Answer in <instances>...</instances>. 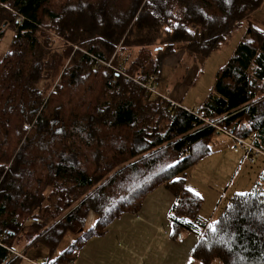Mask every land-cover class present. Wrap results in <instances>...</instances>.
I'll return each mask as SVG.
<instances>
[{
    "label": "trees",
    "instance_id": "obj_1",
    "mask_svg": "<svg viewBox=\"0 0 264 264\" xmlns=\"http://www.w3.org/2000/svg\"><path fill=\"white\" fill-rule=\"evenodd\" d=\"M263 1L0 0V39L12 32L0 51V264L38 244L44 264H72L160 185L174 196L173 235L199 236L192 262L264 264L262 169L203 219L186 181L226 134L144 86L176 46L204 59L245 25L199 106L236 137L256 133L264 152V30L249 20Z\"/></svg>",
    "mask_w": 264,
    "mask_h": 264
},
{
    "label": "crops",
    "instance_id": "obj_2",
    "mask_svg": "<svg viewBox=\"0 0 264 264\" xmlns=\"http://www.w3.org/2000/svg\"><path fill=\"white\" fill-rule=\"evenodd\" d=\"M171 100L176 102L173 99ZM212 139H214V136ZM228 139L232 144L231 146L216 147L209 155L199 161L202 162L203 159H208L209 175L212 178L217 174L218 176L222 175L223 171L220 170V167L224 170L229 166L228 162L232 154L228 150H237L233 148L234 142L231 138ZM224 140L226 139L218 135L214 141L219 144L220 141ZM239 150L242 151L240 163H246L244 151ZM260 156L255 161L261 158L259 164H261L260 168L264 172V157ZM190 178L194 177L190 174L186 181L187 188L204 200L205 198L200 193L188 186ZM194 179L198 180L197 178ZM251 179L252 176H248L247 185L250 181L253 184L254 180ZM173 203V194L163 185L158 186L144 197L141 208L136 213L122 214L107 226V231L103 235L88 238L72 264H189V261L192 262L190 257L199 236L194 233L173 235L172 222L169 219V212ZM203 211L202 207L201 217L210 221L211 216L207 218ZM40 246L46 249L45 256L47 257L48 250L42 244L28 249H39ZM28 249L23 247L19 249L20 253L24 251L23 256H21V264L37 263L35 258H31L27 254ZM191 264H198V262H192Z\"/></svg>",
    "mask_w": 264,
    "mask_h": 264
},
{
    "label": "rangeland",
    "instance_id": "obj_3",
    "mask_svg": "<svg viewBox=\"0 0 264 264\" xmlns=\"http://www.w3.org/2000/svg\"><path fill=\"white\" fill-rule=\"evenodd\" d=\"M249 20L256 28L264 30V1L262 5L252 13ZM244 29L245 25L241 26V28L231 35V39L227 44L221 49L211 52L204 59L200 57L194 59L186 50L182 49L179 45L176 46L177 49H175V52L162 61L160 72L151 75L154 76V88L161 93L163 98L168 100L171 98L183 107L191 108L199 105L214 82L216 70L224 64L233 47L241 38ZM11 36L12 32L7 31L1 37V52H4L8 46ZM109 79L113 80L114 76H109ZM218 135L226 140L220 141L219 144L216 143L214 140ZM228 138L229 137L226 138V136L221 133L215 134L210 144L211 151L216 147L231 146L232 144ZM228 151L232 155L228 162L229 166L224 168V170L220 167V170L223 171L222 175L218 176L217 174L213 178L209 175L210 169L207 164L208 159H203L202 162L196 164L197 166L195 165L190 172V174L198 180L190 178L188 186L205 198L203 200L204 206L202 204V207L204 209L203 213L207 215V218H209V216H211L212 219L216 218L220 209L234 191L249 190L252 184L250 181L247 185L248 176H252L251 180H254L261 170V164H259L261 158H258L254 163H240L242 151L239 149ZM209 186H211V188H209ZM95 217V214L90 213L86 225L93 224L96 219ZM74 237L73 234H67L60 248H64ZM17 252L21 255L19 250ZM27 254L31 258H35V261L41 263L44 262L46 257V249L42 246H40L39 249H28ZM215 264L218 263L215 262Z\"/></svg>",
    "mask_w": 264,
    "mask_h": 264
},
{
    "label": "built area",
    "instance_id": "obj_4",
    "mask_svg": "<svg viewBox=\"0 0 264 264\" xmlns=\"http://www.w3.org/2000/svg\"><path fill=\"white\" fill-rule=\"evenodd\" d=\"M153 80H154V76H151L150 79L146 82V84L144 85L146 87L147 90H150L151 92H154L160 96H162L155 88H154V84H153ZM169 101L172 103L173 106H180L179 104H177L176 102L172 101L171 99H169ZM187 111L191 112L193 115H195L198 119H201L203 121H205L206 123L213 125L214 127H216V129L222 131L223 133H225L226 135H228L233 141H234V145L233 147H247L249 150H251L253 152V154H259L262 153L264 155V152L261 151L259 148H257V146H255L253 144L254 142V138L256 136V133H252L250 138L248 140L236 137L231 130H225L222 129L220 127H218L217 125H215L212 122H209L207 120H205L204 118V112L201 110L200 106H194L191 109H186ZM247 160L248 161H252L253 160V156H247ZM36 221H38L36 219ZM16 253V252H15ZM16 254H19L18 252ZM33 264H44V263H36L33 262Z\"/></svg>",
    "mask_w": 264,
    "mask_h": 264
},
{
    "label": "snow or ice",
    "instance_id": "obj_5",
    "mask_svg": "<svg viewBox=\"0 0 264 264\" xmlns=\"http://www.w3.org/2000/svg\"><path fill=\"white\" fill-rule=\"evenodd\" d=\"M189 264H191V261H189Z\"/></svg>",
    "mask_w": 264,
    "mask_h": 264
}]
</instances>
